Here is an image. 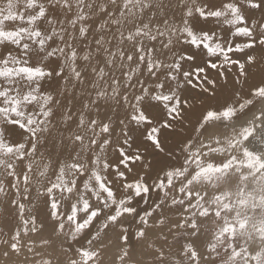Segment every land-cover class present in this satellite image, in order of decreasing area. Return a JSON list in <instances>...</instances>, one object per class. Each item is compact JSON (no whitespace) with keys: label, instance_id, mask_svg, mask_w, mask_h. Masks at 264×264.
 <instances>
[{"label":"snow or ice","instance_id":"snow-or-ice-1","mask_svg":"<svg viewBox=\"0 0 264 264\" xmlns=\"http://www.w3.org/2000/svg\"><path fill=\"white\" fill-rule=\"evenodd\" d=\"M0 215V264H264V0H0Z\"/></svg>","mask_w":264,"mask_h":264},{"label":"rangeland","instance_id":"rangeland-1","mask_svg":"<svg viewBox=\"0 0 264 264\" xmlns=\"http://www.w3.org/2000/svg\"><path fill=\"white\" fill-rule=\"evenodd\" d=\"M14 223V221H13ZM13 226L12 223H9V224H4V217L2 215H0V227H4V228H11Z\"/></svg>","mask_w":264,"mask_h":264}]
</instances>
